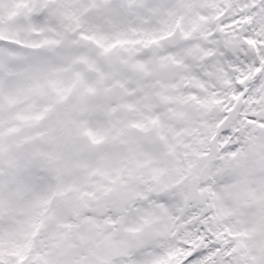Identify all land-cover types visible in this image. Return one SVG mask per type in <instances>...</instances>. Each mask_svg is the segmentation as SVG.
<instances>
[{
    "label": "snow or ice",
    "instance_id": "obj_1",
    "mask_svg": "<svg viewBox=\"0 0 264 264\" xmlns=\"http://www.w3.org/2000/svg\"><path fill=\"white\" fill-rule=\"evenodd\" d=\"M0 264H264V0H0Z\"/></svg>",
    "mask_w": 264,
    "mask_h": 264
}]
</instances>
